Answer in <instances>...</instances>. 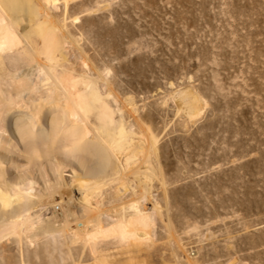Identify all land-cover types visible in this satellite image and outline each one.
I'll use <instances>...</instances> for the list:
<instances>
[{
	"label": "rangeland",
	"instance_id": "374dc122",
	"mask_svg": "<svg viewBox=\"0 0 264 264\" xmlns=\"http://www.w3.org/2000/svg\"><path fill=\"white\" fill-rule=\"evenodd\" d=\"M50 13L67 42L52 75L67 82L87 64L113 123L157 140L148 194L129 172L92 205L106 227L133 201L160 208L143 243L4 234L0 264H264V0H58ZM20 51L9 76L30 63ZM47 208L36 213L62 218Z\"/></svg>",
	"mask_w": 264,
	"mask_h": 264
},
{
	"label": "bare ground",
	"instance_id": "6f19581e",
	"mask_svg": "<svg viewBox=\"0 0 264 264\" xmlns=\"http://www.w3.org/2000/svg\"><path fill=\"white\" fill-rule=\"evenodd\" d=\"M56 3L0 0V236L59 233L76 242L118 235L143 243L150 238L158 204L146 209L133 201L128 218L127 206H121L123 217L106 227L92 195L129 172L148 194L157 176L150 164L157 140L113 123L105 103L110 94H102L97 81L85 74L87 64L79 78L67 82L52 75L66 59L67 43L65 25L53 22L50 13ZM35 36L43 39L41 48L33 46ZM21 49L31 55L30 63L9 76L6 60ZM195 95H184L191 115L198 114ZM92 116L99 123H92ZM124 192L125 184L114 191L116 196ZM47 207L61 208L62 218L36 213Z\"/></svg>",
	"mask_w": 264,
	"mask_h": 264
}]
</instances>
